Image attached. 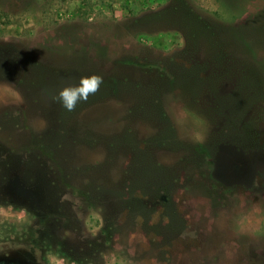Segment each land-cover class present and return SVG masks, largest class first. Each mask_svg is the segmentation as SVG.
Here are the masks:
<instances>
[{
  "label": "rangeland",
  "instance_id": "1",
  "mask_svg": "<svg viewBox=\"0 0 264 264\" xmlns=\"http://www.w3.org/2000/svg\"><path fill=\"white\" fill-rule=\"evenodd\" d=\"M0 234L37 264H264V0H0Z\"/></svg>",
  "mask_w": 264,
  "mask_h": 264
},
{
  "label": "clouds",
  "instance_id": "2",
  "mask_svg": "<svg viewBox=\"0 0 264 264\" xmlns=\"http://www.w3.org/2000/svg\"><path fill=\"white\" fill-rule=\"evenodd\" d=\"M103 84V76L93 73L82 76L76 85H67L60 89L55 99L62 107L69 111H75L81 102H87L90 96L95 95Z\"/></svg>",
  "mask_w": 264,
  "mask_h": 264
},
{
  "label": "flooded vegetation",
  "instance_id": "3",
  "mask_svg": "<svg viewBox=\"0 0 264 264\" xmlns=\"http://www.w3.org/2000/svg\"><path fill=\"white\" fill-rule=\"evenodd\" d=\"M16 205L17 204H15L13 202V203H9L8 205L5 204L2 206H16ZM72 206L76 207V209H75L76 213H75L74 219H75V223L77 224L82 220V216L79 214L80 213L79 209L82 207V205H81V203L74 202V204ZM50 212H44V213H50ZM49 217H51V216H49ZM55 217H57V215ZM56 222L60 223L61 220H58ZM75 227H76V225H75ZM65 234H66V231L63 230L62 231V235H63L62 238L65 237ZM0 235L2 236V238H0V242L3 244V245L1 244V246H0V264H37L36 260L34 259L35 256L31 257V256L27 255L24 252V250H22L20 248V246H18L19 245V237L16 239H14V237H13L12 239H14V240H11V242L9 244V237L8 236L6 237L7 234L6 235L0 234ZM65 242H67V241H65ZM4 244L6 246H4ZM37 249H38V246H35L32 248V250H34V251Z\"/></svg>",
  "mask_w": 264,
  "mask_h": 264
},
{
  "label": "trees",
  "instance_id": "4",
  "mask_svg": "<svg viewBox=\"0 0 264 264\" xmlns=\"http://www.w3.org/2000/svg\"><path fill=\"white\" fill-rule=\"evenodd\" d=\"M250 112H251V113H250ZM255 112H256V110H255V109L253 110V109L250 107L249 110L245 111V113H244L242 119H243L246 115H248V114H250L251 116H252V115H255Z\"/></svg>",
  "mask_w": 264,
  "mask_h": 264
}]
</instances>
